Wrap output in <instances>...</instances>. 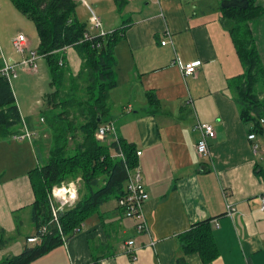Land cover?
Masks as SVG:
<instances>
[{
	"label": "crops",
	"instance_id": "obj_1",
	"mask_svg": "<svg viewBox=\"0 0 264 264\" xmlns=\"http://www.w3.org/2000/svg\"><path fill=\"white\" fill-rule=\"evenodd\" d=\"M101 1L127 23L115 50L118 85L110 92L108 119L116 124L118 137L136 144L142 153L139 167L150 195L145 216L155 245L146 232L136 231V222L124 217L118 202L113 208L106 203L64 245L32 264H176L183 256L178 237L209 219L219 250L211 264H264V179L255 173L264 156L253 152L248 138L253 126L241 121L230 86L243 73L230 23L222 18L231 0H127L122 13L114 0ZM75 2L95 13L88 0L87 5ZM256 4L264 8V0ZM5 8L12 25L24 26L26 17L1 0L0 10ZM97 16L105 27L102 14ZM77 17L82 21L78 13ZM252 28L264 64V16ZM168 32L173 42L163 46ZM19 34L21 29L10 42ZM28 43L35 51L36 45L29 39ZM73 54L66 50L70 77L79 72L74 66L79 59ZM177 57L185 64L201 61L196 75L183 76ZM18 60L0 43V70L6 61ZM150 92L160 102L156 109L149 106ZM44 105L46 109L45 100ZM20 112L24 115L22 108ZM23 120L32 139L0 140V229L14 239L0 249V263L33 246L27 242L36 233L29 215L35 201L29 172L44 166L52 145V133L30 130ZM198 122L215 128L208 156L196 150L201 140ZM263 138L257 136V141L264 143ZM105 142L111 145L113 137ZM11 162L12 168H19L8 175ZM86 195L82 182L77 202ZM228 205L236 210L233 218L227 215ZM127 241L135 243L133 255L123 250ZM187 262L203 264L198 255L188 256Z\"/></svg>",
	"mask_w": 264,
	"mask_h": 264
},
{
	"label": "trees",
	"instance_id": "obj_2",
	"mask_svg": "<svg viewBox=\"0 0 264 264\" xmlns=\"http://www.w3.org/2000/svg\"><path fill=\"white\" fill-rule=\"evenodd\" d=\"M10 1L36 26L39 37L37 52L47 61L51 87L54 89L44 99L46 110L53 113L47 120L52 129L49 158L44 166L29 172L35 196L30 207L31 221L36 233L43 227L48 228V233L39 244L27 245L20 255L0 263L32 264L64 245L83 224L99 212L102 205L113 198L118 201L125 195L127 170L139 165V148L124 139H119V146L117 143L107 145L96 139L101 125L110 122V92L118 85L115 50L125 35L126 21L106 37L85 40V34L90 31L89 24L79 21L78 4L75 0ZM114 1L122 13L127 0ZM263 16L264 8L258 6L256 0L222 10L223 20L230 23V36L243 66V73L235 77L230 85L240 118L245 124H252V132L262 137L264 64L252 26ZM66 50L73 51L82 62L79 73L71 81L78 78L83 81L84 99H77L73 96L74 89L67 88L69 69L65 61ZM148 96L149 106L158 108L160 102L155 94L150 92ZM23 129L24 120L11 82L0 75V140L20 135ZM259 143V155L264 156V143ZM119 147L124 159L117 156ZM255 173L264 179V168L260 164L255 168ZM78 178L84 183L88 195L75 206L59 213L60 231L52 224L50 195L54 187ZM2 180L3 176L0 175V184ZM20 228L21 225L17 223V233ZM178 240L183 256L177 259L176 264H188L187 257L191 255H198L203 264H211L219 258L210 219L195 223ZM13 241V238H8L7 233L0 229V249Z\"/></svg>",
	"mask_w": 264,
	"mask_h": 264
},
{
	"label": "built area",
	"instance_id": "obj_3",
	"mask_svg": "<svg viewBox=\"0 0 264 264\" xmlns=\"http://www.w3.org/2000/svg\"><path fill=\"white\" fill-rule=\"evenodd\" d=\"M81 1L87 5V0ZM90 26V31L85 34V40H94V38L106 37L112 33V31H105L101 19L95 13H92L90 17ZM172 42V34L168 32V34H166L165 40H163L161 44L166 46L169 43L172 44ZM12 45L14 50L22 57V60L12 63L6 61L0 70V75L7 78L8 80H12L18 77L17 69L26 68L32 72H37L39 69V61L42 60L44 56L40 55L37 51L29 49L28 39L25 37V35L19 34L16 36L12 40ZM176 64L183 73V76H194L197 73L198 67L201 66V61H194L185 64L182 63L178 58L176 60ZM262 124H264L263 120ZM197 128L201 133V140L196 147L197 153L200 156H208L210 154L209 140L215 138V128L209 123L201 122H198ZM33 136L34 135L30 133L27 128H24L20 135L13 136L12 139L15 141H25L32 139ZM109 136L113 137V143H117L119 146L120 138L118 137V130L114 122H108L101 125L96 133V139L100 142H105ZM248 138L250 141H253V152L256 155H259L261 151V145L257 141V134L252 132ZM137 155L140 157L142 153L138 151ZM117 156L124 159L120 147ZM127 172L128 177L126 182V192L125 195L117 201L118 208L121 210L125 218L136 222L137 232H146L150 236L151 245L154 246L155 242L151 237L150 228L145 216V206L150 199V195L146 189L143 173L139 165L133 169H128ZM76 203L77 187L74 183L70 182L68 184H63L62 186H56L53 188L50 195V204L53 216L52 224L56 225L60 231L61 226L59 222V213L67 208L75 206ZM227 209V215L233 218L236 212L235 208H233L232 205H228ZM262 209L264 210V205ZM47 233L48 228L43 227L39 230V233L34 234L27 241L31 245L39 244ZM134 246L135 243L133 241H127L123 246V250L126 253L133 255L135 249Z\"/></svg>",
	"mask_w": 264,
	"mask_h": 264
},
{
	"label": "rangeland",
	"instance_id": "obj_4",
	"mask_svg": "<svg viewBox=\"0 0 264 264\" xmlns=\"http://www.w3.org/2000/svg\"><path fill=\"white\" fill-rule=\"evenodd\" d=\"M6 1L10 5V7H14L12 6L13 4L12 2H10V0H6ZM88 3L91 9L97 15H99V13L102 14L104 23H105V27H104L105 31H112L108 29H117L122 25L123 21H125L122 15H121V19L120 20L118 19V14L116 10L113 11L112 6L111 5L109 6L108 2H102L100 0V2L96 4V3H93L91 0H88ZM0 5H1V0H0ZM77 13L79 15L80 20H82L81 22L88 23L89 28H90L91 26H90L89 16L91 17V14L88 11V9L87 10L84 9L79 3V6L77 7ZM128 17L129 16L127 15L126 18ZM24 23H25L24 26H19L18 24L12 25V21L10 20V17L7 14L6 8L0 10V34H1L0 43L3 45V48L5 50L12 51L19 58V60L16 62L21 61L22 57L14 50L12 42H10V39L13 36V34L18 32V30L20 29L22 30L23 34L32 43H34V45H36L35 51H38L39 37H38L36 26L32 21L28 20L27 18L24 19ZM92 32L95 33L94 31ZM74 66L78 68L77 71L80 70L82 66L81 60L79 59V62L74 64ZM17 73H18V77L16 79L10 80V82L15 92L17 104L19 105L20 109L22 108V111L24 110V115L23 114L22 115H23V118L26 120L25 122L27 126H29L30 130H34L35 132H38V133L42 132L43 130H48L49 133H52L49 130L50 125H49V121L47 120L53 116V113L48 112L45 109V105H44V99L46 98V96L53 92V89L51 87L50 71H49V67H48L46 59L44 60L43 58L42 60L39 61L38 73L32 72L26 68L17 69ZM70 74L71 73L69 70L67 88L70 89L71 87V89H74L73 96L76 97L77 99H84L85 92H84L83 81L79 80L78 78L76 81L72 82L71 81L72 77H76L77 74L73 76L71 75V77H70ZM73 86L75 88H73ZM74 91H77V92H74ZM108 117H110V115ZM41 118H44L46 120V123H42ZM79 135L82 136L80 132H79ZM40 137H42V135H40ZM263 141H264V138H263ZM74 146L75 144L73 145V147ZM11 159H12V162L14 163L13 161L14 159L12 157ZM12 162L7 167L8 175L13 174L15 169L19 168L18 166H14V168H12L11 167ZM259 164L261 166L264 165L262 161H260ZM78 180H79V183H78ZM70 182L76 185L77 193H78V189L81 186L82 181H80V179H75ZM116 202L117 200L113 198L105 206L109 208H113ZM23 213H24V210L21 212L19 211L17 213L18 219L20 218L21 215H23ZM29 215H31V210H30Z\"/></svg>",
	"mask_w": 264,
	"mask_h": 264
},
{
	"label": "water",
	"instance_id": "obj_5",
	"mask_svg": "<svg viewBox=\"0 0 264 264\" xmlns=\"http://www.w3.org/2000/svg\"><path fill=\"white\" fill-rule=\"evenodd\" d=\"M249 0H231L227 5L224 6L225 9L227 8H231V4L232 7H236V6H242L244 3H248Z\"/></svg>",
	"mask_w": 264,
	"mask_h": 264
}]
</instances>
